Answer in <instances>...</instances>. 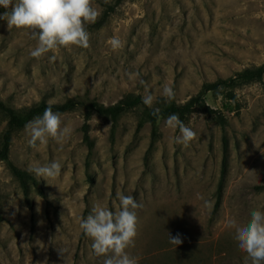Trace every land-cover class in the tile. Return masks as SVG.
Segmentation results:
<instances>
[{
	"label": "rangeland",
	"instance_id": "374dc122",
	"mask_svg": "<svg viewBox=\"0 0 264 264\" xmlns=\"http://www.w3.org/2000/svg\"><path fill=\"white\" fill-rule=\"evenodd\" d=\"M93 7L99 16L86 25L89 48L60 47L39 59L30 56L37 45L31 31L9 29L0 20V100L17 111L41 102L79 103L62 114V127L71 129L62 144L50 138L33 149L25 128L12 138L10 162L34 179L32 208L0 163V264H104L106 257L93 253L79 224L96 203L118 211L117 193L140 205L134 247L126 250L138 264H245L228 221L244 225L253 210L264 211V77L234 89V100L224 89L208 92L204 98L215 114L189 117L185 125L196 138L187 146L175 143L179 130L162 120L147 152L151 127L137 131L138 110L121 116L113 138L111 122L94 115L88 122L94 142L88 158L82 109L91 101L110 107L127 95L143 99L140 79L155 97L152 107L165 100V85L175 93L172 101L184 104L206 84L263 65L264 0H93ZM4 12L0 7V15ZM114 36L123 45L116 50L108 43ZM135 72L139 78L130 79L127 74ZM5 129L0 114V140ZM223 134L226 174L214 212ZM53 160L62 165L55 179L29 170ZM169 234H179L183 243H169Z\"/></svg>",
	"mask_w": 264,
	"mask_h": 264
},
{
	"label": "clouds",
	"instance_id": "9594fccd",
	"mask_svg": "<svg viewBox=\"0 0 264 264\" xmlns=\"http://www.w3.org/2000/svg\"><path fill=\"white\" fill-rule=\"evenodd\" d=\"M0 7L5 12L0 20L7 22L8 28L25 29L31 31L32 39L37 45L30 51L33 58H42L50 51L60 47L78 46L90 47V33L86 25L94 23L99 12L93 7V0H0ZM108 43L116 50L122 47L119 37H112ZM50 61L56 57L53 55ZM130 79H137L139 72L128 73ZM139 83L145 87L143 103L151 108L155 97L149 93L148 85L140 79ZM162 95L166 102L175 98L173 89L165 85ZM159 108L153 110V115L160 119ZM62 114L54 112L51 105L42 116L35 117L25 126L29 136L28 144L33 149L46 145L51 138L62 144L71 134V129L62 127ZM170 129H178L179 135L174 138L175 143L187 146L196 138V132L186 126L177 114H171L165 120ZM62 165L59 161L30 167V171L44 180L55 179L61 173ZM120 209L113 213L107 207L98 203L92 207L91 214L81 219L79 227L92 240L91 248L96 256H105L104 264H138V257L130 255L126 250L134 247L137 236L138 217L136 209L140 207L131 195L117 193ZM198 198L204 200L203 196ZM205 207L211 208L212 203L204 200ZM248 223L241 225L235 219L228 221V227L234 229V239L239 249L245 253V264H262L264 262V211L253 210ZM169 243L176 247L183 243L179 234L171 236ZM110 254V255H109ZM43 264H47L45 260Z\"/></svg>",
	"mask_w": 264,
	"mask_h": 264
},
{
	"label": "trees",
	"instance_id": "16d2710c",
	"mask_svg": "<svg viewBox=\"0 0 264 264\" xmlns=\"http://www.w3.org/2000/svg\"><path fill=\"white\" fill-rule=\"evenodd\" d=\"M121 0H117L120 2ZM112 11L105 12L104 16L108 17L109 13ZM264 77V64L252 68L246 69L242 72L235 74L233 77L226 80H218L212 84H206L203 86L202 90L194 97L189 99L184 104H176L173 101L166 102L163 99H160L155 107H147L143 103V99L140 96L127 95L117 104L106 107L102 104H99L96 101H91L89 104L83 106V125L81 128L83 134V144L88 149V158L92 155L94 150V142L90 137V130L88 122L92 116L96 115L101 118L108 119L111 122V138H113L114 130L121 116L131 111H139V121L137 123V131H139L145 124H149L151 127V139L148 147V151L154 147V144L158 140V123L162 120H166L171 114H177L180 120L186 124L189 117L194 113H202L205 115L215 114L213 110L207 105L204 96L208 92L217 93L221 89L227 91L226 98L229 100H234V95L232 91L238 87L249 85L252 83H259ZM51 105L54 112H59L61 114L73 112L79 106V103L73 100H67L61 104H48L46 102H41L38 105H35L31 108L17 111L13 108L6 106L0 100V114H2L6 119V129L3 132L0 140V163H5L13 176L14 179L19 183L21 190L24 194L26 204L32 208V204L28 199L30 184H34V179L25 171H22L16 168L9 160L10 148L12 145L13 136L25 128V126L32 121L35 117L42 116L45 109ZM159 108L160 119L158 120L154 116L153 110ZM218 123L221 127H224L225 121L223 117L217 115L216 117ZM222 150L223 158L221 163V176L217 188V197L214 206V212L219 207L220 197L222 191V185L224 183V178L226 174V164H227V139L225 134L222 136ZM88 167V163H86Z\"/></svg>",
	"mask_w": 264,
	"mask_h": 264
}]
</instances>
